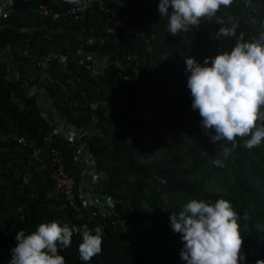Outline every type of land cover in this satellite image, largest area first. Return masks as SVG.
I'll return each mask as SVG.
<instances>
[{"label":"trees","instance_id":"1","mask_svg":"<svg viewBox=\"0 0 264 264\" xmlns=\"http://www.w3.org/2000/svg\"><path fill=\"white\" fill-rule=\"evenodd\" d=\"M41 3L61 12L74 4L16 0L7 18L0 19V43H11L17 59L26 60L19 53L25 45L38 53L53 50L68 56L64 63L51 62L49 81L38 77L35 82L48 92L47 111L38 95L28 91L30 82L9 78L0 63V178L11 176L0 184V264L11 259L18 231L30 233L41 222L53 220L77 228L87 225L93 234L100 226L103 232L102 253L89 262L80 260L82 233L74 232L71 247L60 251L65 264H186L180 258L181 234L172 231L169 218L193 198L230 201L240 217L245 256L241 264L264 260V141L252 149L244 147L248 137L237 138L236 147L227 140L213 143L201 123L189 122L190 114H198L191 107L192 97L187 102L171 95L174 80L190 75L186 57L203 64L205 57L230 51L241 33L245 41L264 34V0H232L214 17L177 36L167 31V17H161L155 0H104L114 17L133 25L131 32L104 36L105 14L97 3L79 17L64 20L40 19L36 9ZM233 25L235 36L216 35L219 28ZM151 35L153 49L148 51L145 39ZM89 37L93 44H85ZM93 53L107 57L106 73L98 79L85 68ZM133 68L150 74L151 80L145 77V84L136 83ZM118 72L131 75V81L119 79ZM55 111L61 124L54 122ZM66 130L75 134L74 141L89 146L86 155L102 176L98 193L110 200L105 210L89 208L81 197L84 163H74ZM83 131L89 134L82 135ZM5 133L24 136L27 144L2 140ZM29 145L40 147L42 163L30 159ZM222 145L231 150L227 157ZM51 148L59 150L74 181L81 216L61 196L46 195L52 186ZM178 153L185 154L175 163ZM217 160L220 165L214 163ZM13 169L29 180L12 174ZM91 209L98 215L93 216Z\"/></svg>","mask_w":264,"mask_h":264},{"label":"clouds","instance_id":"2","mask_svg":"<svg viewBox=\"0 0 264 264\" xmlns=\"http://www.w3.org/2000/svg\"><path fill=\"white\" fill-rule=\"evenodd\" d=\"M231 3L232 0H159L157 4L155 0L161 17H167V31L172 36L199 26L205 18L214 17L221 6L228 7ZM235 28L236 25L221 27L216 35L235 36ZM185 64L190 73L187 87L192 97L191 107L198 110L201 126L210 140L213 143L227 140L236 147L237 138L248 137L244 147L259 146L264 141V34L259 39L245 41L241 33L230 51L205 57L203 64L188 56ZM230 151L224 148V156ZM214 163L221 164L219 160ZM10 179L8 176L7 181ZM169 219L172 231L181 234L180 258L186 264H241L245 260L241 253L240 217L230 201L218 198L211 203L193 198ZM74 232L82 233L78 245L81 261L89 262L102 253L100 226L95 227L93 234L87 225L77 228L53 220L41 222L30 233L18 231L8 264H65L60 251L71 247ZM255 264H264V260L257 259Z\"/></svg>","mask_w":264,"mask_h":264},{"label":"built area","instance_id":"3","mask_svg":"<svg viewBox=\"0 0 264 264\" xmlns=\"http://www.w3.org/2000/svg\"><path fill=\"white\" fill-rule=\"evenodd\" d=\"M16 0H3L1 3L0 8V19L7 18L9 13L14 9ZM249 3V0H246ZM97 3L104 11L105 19L102 26V36L106 34H110L116 31H127L131 32L133 30L132 24H130L126 19L122 18H114L112 15L111 9L109 6H105L104 0H77L71 7L67 8L63 12L53 10L48 5L41 3L38 5L36 12L40 19L45 17H50L51 19H66V18H77L79 17L80 13L89 9L93 4ZM159 0H157V4ZM156 4V5H157ZM158 6V5H157ZM154 35L147 37L145 39L147 50L152 51V41L154 40ZM100 42L103 41V38H98ZM94 39L89 37L85 40V44H93ZM28 44V43H27ZM0 53H9L13 54V46L9 42L0 43ZM19 53L21 56L25 57L35 68L38 69V75L40 79L45 81H49L51 79L49 74V68L51 62L56 59L60 63H64L67 61L68 56L66 53L62 52H55L53 50L45 51L43 53L35 52L29 45H25ZM167 56V54H166ZM105 59H107L105 57ZM79 63H83L82 60ZM106 63H98L90 60L85 64V68L89 74V76L93 79H98L106 73L107 68ZM133 77L136 79V83L145 84V77L151 80L152 76L147 75L146 73H142L141 70L133 68ZM119 79L121 80H128L131 81V75L129 74H122L118 72L116 74ZM148 86V84H146ZM61 88L64 90L65 86L61 84ZM68 96V94H67ZM150 98L153 99L154 97L150 95ZM97 119L92 120L93 126H96ZM88 131H83L82 135H88ZM74 133H70L65 136L67 139L69 146L71 148V155L73 158L74 163L83 164L86 161L87 155L86 151H88L89 146L83 140L74 141ZM2 140L12 139L17 143L22 145L27 144V140L24 136H18L12 133H5L1 136ZM30 148V159L33 160L35 163H42L44 155L41 153V149L38 146L29 145ZM50 161H49V168H50V176L52 179V186L46 192L47 197H62L64 201L69 205L72 209L79 212L80 209L75 201V194H74V181L73 179L66 173L64 164L62 161V157L60 152L56 148H51L49 151ZM7 181L5 178H0V184H3ZM91 214L98 215L97 209H91ZM79 215L81 216L80 212Z\"/></svg>","mask_w":264,"mask_h":264},{"label":"crops","instance_id":"4","mask_svg":"<svg viewBox=\"0 0 264 264\" xmlns=\"http://www.w3.org/2000/svg\"><path fill=\"white\" fill-rule=\"evenodd\" d=\"M87 58L98 63L103 62V60H105L103 56H98L95 53L89 54ZM0 63L3 64V69L6 71V75L9 78L25 77L30 82L27 88L28 91L34 92L38 95L39 100L41 101V103H43L45 111H47V104L45 105V103L48 102L49 95L46 90L35 84V82L39 79L37 70L27 60H19L14 54L9 53H0ZM52 115L54 117V122H56V124H61L56 111L53 112ZM66 132L70 134L72 133V130H66ZM142 138L144 137L142 136ZM84 168L86 181H84L81 197L89 208L91 206H95L96 208L105 210V206H109L110 200H107L106 196H102L100 193H98L100 191V185L102 183V176L101 174L96 173L94 171V168L91 165V161L89 160V156L86 158ZM12 174L19 175L23 178L24 181L29 180L28 176H21V173H17L15 169H13Z\"/></svg>","mask_w":264,"mask_h":264},{"label":"rangeland","instance_id":"5","mask_svg":"<svg viewBox=\"0 0 264 264\" xmlns=\"http://www.w3.org/2000/svg\"><path fill=\"white\" fill-rule=\"evenodd\" d=\"M183 67H185L184 65H182ZM174 87H173V91L171 93L172 95V98L174 97L175 100H178L177 98H179L180 100L183 99V100H186L187 102L190 101L189 97L191 98V93H190V89L187 87V75H185V77H183L182 79H176L174 80ZM198 111V110H197ZM191 116H188V119H189V122L191 124H194V123H197V124H200L201 123V117L199 115V112L198 114H190ZM172 126L183 131V129L181 128L180 124L178 123H175L173 122L172 123ZM164 130H165V127L167 126H163ZM166 134H167V129L165 130ZM145 138V136H143ZM223 148H229L227 145H222ZM185 154V153H184ZM183 153H178L177 154V158L176 160L174 161L175 163L178 162V159H179V155H184ZM161 156H165L166 153L165 151L163 153H160ZM151 158L148 160L150 161ZM161 162L164 161V158H161L160 159ZM174 164V163H173Z\"/></svg>","mask_w":264,"mask_h":264}]
</instances>
